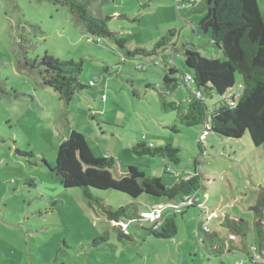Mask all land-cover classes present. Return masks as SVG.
<instances>
[{
    "label": "rangeland",
    "instance_id": "1",
    "mask_svg": "<svg viewBox=\"0 0 264 264\" xmlns=\"http://www.w3.org/2000/svg\"><path fill=\"white\" fill-rule=\"evenodd\" d=\"M99 1L91 11L110 17L109 27L128 49L155 53L130 57L110 39L84 32L68 7L54 0H0V83L6 88L0 92V264H264L254 253L261 241L253 209L264 193V144L256 146L248 133L236 139L213 130L201 141L204 126L182 124L178 110H166L149 86L163 85L170 64L192 73L184 45L224 59L210 43L211 34L200 28L203 14L196 8L205 0ZM258 3L264 18V0ZM161 39L166 45L156 48ZM24 51L30 58L83 59L80 78L87 87L67 104L53 88L18 70ZM189 85L166 93V100L185 107L194 97L195 85ZM221 98L207 101L213 108ZM72 129L83 133L94 156L115 157L116 175L136 165L170 186L197 170L207 213L191 206L173 215L179 198H133L94 188L114 209L133 203L143 214L159 207L160 222L173 216L178 226L173 238H158L148 232L153 224L148 218L124 220L122 236L118 223L91 208L83 188L64 187L52 170ZM139 142L171 144L180 149V161L137 155L133 146ZM226 214L247 220L248 233L231 239L221 224ZM200 220L208 222L209 233H198Z\"/></svg>",
    "mask_w": 264,
    "mask_h": 264
},
{
    "label": "trees",
    "instance_id": "2",
    "mask_svg": "<svg viewBox=\"0 0 264 264\" xmlns=\"http://www.w3.org/2000/svg\"><path fill=\"white\" fill-rule=\"evenodd\" d=\"M54 1L68 7L84 32L100 39L101 37L110 39L130 57L155 53L156 50L150 51L146 47L128 49L127 41L109 27L110 17L98 16L91 11L97 0ZM105 1L100 0L99 3ZM196 10L203 14L200 28L211 34L210 43L222 52L224 59L209 58L200 51L184 45L185 63L192 73H185L170 64L163 77V85L158 88L154 84L149 86L154 87L160 94L166 110H178L182 124L189 127L202 124L204 130L208 132L213 130L221 136L236 139L248 133L251 141L260 146L264 144V18L258 0H205ZM165 45V39H161L157 42L156 48ZM17 67L20 72L29 75L36 84L53 88L67 104L77 91L87 87L80 78L84 69L83 59H62L48 54L42 58H30L24 51V55L17 61ZM188 75L192 76V80L187 79ZM237 75L241 76L240 83H237ZM183 83L195 85L194 97L186 99L185 107L178 101L166 100V93L174 92ZM0 92L6 93V88L1 83ZM216 94L222 98L219 104L211 108L207 100ZM133 151L137 155L162 156L174 163L180 161V149L171 144L157 147L147 142H139L133 146ZM116 164V159L112 155L94 156L83 133L72 129L60 143L56 166L52 170L60 177L64 187L83 188L84 198L91 208L110 221L118 223L117 225L122 228V236H126L122 224L128 226L124 220L141 219L144 217L142 212L137 206L132 205L133 203L114 209L92 192L94 188L115 189L133 198L149 194L165 196L170 200L175 198L183 200L186 196L195 194L198 199L195 198L192 204L184 206L180 214L186 211L184 208L191 206L203 211L199 207L201 201L199 192L204 188V183L202 175L197 170L169 186L163 183L160 176L145 174L136 165H130L127 170L116 175L114 172ZM253 209L261 241L258 247L254 246V253L264 258L263 192ZM205 213L203 211V214ZM172 214L178 213L173 211ZM160 220L158 226L152 224L147 229L148 232L158 238H173L178 232L175 218L168 217L163 223ZM204 224L203 220L198 222V233L210 232V229H205ZM221 224L230 230L231 236L246 235L250 230L247 220L232 218L228 214L221 220ZM246 253L252 263H255V255L248 250Z\"/></svg>",
    "mask_w": 264,
    "mask_h": 264
},
{
    "label": "built area",
    "instance_id": "3",
    "mask_svg": "<svg viewBox=\"0 0 264 264\" xmlns=\"http://www.w3.org/2000/svg\"><path fill=\"white\" fill-rule=\"evenodd\" d=\"M187 79L188 80H192V76L188 75ZM93 83L94 82L92 81L91 84H93ZM198 94L200 95L199 92H198ZM207 133H208V131L204 130L202 132V134L200 135V140L203 141L206 138ZM195 198L196 197H195V194H194V195H191V196H186L185 199H183V200H179L178 203L174 204V212L181 213L182 210H183V207L187 206L189 204H192L194 202ZM196 199H198V198H196ZM199 207H201L203 209V211H205L207 213V210L205 209V206H204V202L202 200L199 202ZM143 214H146V216L143 215ZM143 214L142 215L144 217L148 218L149 221H151L153 224H155L156 227L158 226V221L163 218L162 208H159V207L156 208L155 210H153L152 212H143ZM204 225H205V229H209L208 222H205ZM231 237L234 238L235 236L232 235Z\"/></svg>",
    "mask_w": 264,
    "mask_h": 264
},
{
    "label": "crops",
    "instance_id": "4",
    "mask_svg": "<svg viewBox=\"0 0 264 264\" xmlns=\"http://www.w3.org/2000/svg\"><path fill=\"white\" fill-rule=\"evenodd\" d=\"M115 223V222H114Z\"/></svg>",
    "mask_w": 264,
    "mask_h": 264
}]
</instances>
